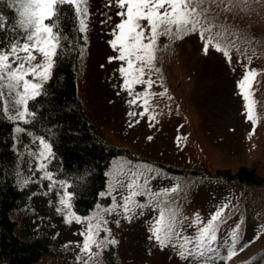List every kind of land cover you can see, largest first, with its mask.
Returning <instances> with one entry per match:
<instances>
[{
  "label": "rangeland",
  "instance_id": "obj_1",
  "mask_svg": "<svg viewBox=\"0 0 264 264\" xmlns=\"http://www.w3.org/2000/svg\"><path fill=\"white\" fill-rule=\"evenodd\" d=\"M252 1L247 0V7L241 3L235 14L221 13L216 19V24L234 33L227 37L235 42L230 45L231 63L214 49L205 55L197 34L177 41L160 38L156 59L159 71L152 73L155 84L150 89L148 113L155 119L150 121L147 116L129 117V112L143 109L129 105L131 97L121 89L123 82L118 71L121 64L115 60L109 62V58L116 55L109 44L114 24L104 21L111 15L118 22L115 15L118 9L106 7L108 0H88L90 15L87 31L83 33L85 45L77 72L78 95L100 138L126 148L133 157L119 156L112 160L106 174V189L100 194L104 199L108 197V202L79 216L82 223H65V210L57 211L61 208L59 200L64 189L56 182L49 190L50 182L41 179L44 172L37 170L38 141L25 133L17 134L14 126L19 184L37 180L42 190L30 198L25 209L14 213L15 229L24 239L47 234L54 250V254L41 255L34 264H77L84 221L97 213L109 222L110 234L106 238L117 241L111 246L119 264H241L239 261L257 247L264 231V205L242 200L238 186L218 185V182L188 176L179 178L164 170L170 165L235 171L238 166L246 165L264 176V0L255 7ZM0 13L8 19L15 15L6 4H0ZM245 66L259 72L258 83L253 85L258 118L254 130L245 118L244 101L237 88ZM144 90V85L134 88V92ZM136 120L139 123H135ZM132 172L137 173V191L142 195L134 198L128 218L122 208L107 214L104 210L113 203H123L122 197L128 190L122 189L121 184L134 178ZM172 188L176 191L164 194ZM165 206L175 212V227L181 237L193 240L187 246L193 251L199 228L220 208H224V212L216 228L223 220L237 219L236 225H245L248 234L228 252L236 251L231 259L227 254L221 262L219 254L215 253H209L210 259L182 258L177 248L171 245L162 248L151 235L159 209ZM236 212H239L237 217L233 215ZM197 217L200 224L195 223ZM174 240L182 242L180 238L174 237Z\"/></svg>",
  "mask_w": 264,
  "mask_h": 264
},
{
  "label": "snow or ice",
  "instance_id": "obj_2",
  "mask_svg": "<svg viewBox=\"0 0 264 264\" xmlns=\"http://www.w3.org/2000/svg\"><path fill=\"white\" fill-rule=\"evenodd\" d=\"M241 3L247 7V0H108L106 7L118 9L115 15L119 18L117 22L109 15L104 21H113L114 24L111 32L113 38L109 44L116 55L110 57L109 62L115 60L121 64L118 69L123 82L121 89L131 97L129 105L143 109L140 112H129V117L147 116L150 121L155 119L148 115L149 97L152 95L150 89L155 84L152 73L159 71L156 59L161 37L177 41L197 34L203 42L201 51L205 55L214 49L231 63L230 45L235 42L227 40V37L234 33L227 27L216 24V19L221 13L235 14ZM0 4H6L15 13L11 19L0 13V120H7L15 125H28L35 116L31 102L45 94L44 86L52 79L65 46L63 42L66 37L61 32L62 18L70 12L78 21L79 32L85 33L90 15L88 0H0ZM214 9L218 11L214 12ZM258 75L256 69L245 66L244 73L237 82L238 94L244 101V115L251 122L253 130L258 120L253 99V85L258 83ZM137 85H144L145 90L134 92ZM159 95L163 96L165 93ZM135 123H139V120ZM14 130L17 134L27 131L22 126H16ZM36 155L37 170L44 172L41 179L50 182L48 187L51 191L56 181L51 172L45 171L44 161H48L54 154L52 146L43 138L39 140V152ZM131 177L134 178L121 184L122 189L126 187L128 190V194L122 197L123 203H113L111 208L104 210L107 214L111 215L117 208H122L125 218H128L134 198L142 195L137 191V173L132 172ZM59 184L64 191L59 200L61 208L57 211L65 210V223H82L81 218L71 211L72 196L67 191L69 185L65 181H60ZM175 191L172 188L164 194ZM223 212L224 208L218 209L199 228L198 235L194 238L195 251L187 247L193 240L187 236L181 237L175 227V212L167 206L159 209L151 227V235L162 248L169 245L177 248L182 258L195 259L198 256L210 259L209 253L216 251L212 247L216 240V223ZM84 223L85 231L80 233L82 242L77 253V264H102L101 257L106 246L117 243L115 239L106 238L110 234L109 222L97 213ZM195 223H201L199 217ZM101 233L105 236L102 237ZM174 237L180 238L182 242L177 243ZM235 255L234 250L228 254V258Z\"/></svg>",
  "mask_w": 264,
  "mask_h": 264
},
{
  "label": "trees",
  "instance_id": "obj_3",
  "mask_svg": "<svg viewBox=\"0 0 264 264\" xmlns=\"http://www.w3.org/2000/svg\"><path fill=\"white\" fill-rule=\"evenodd\" d=\"M260 3V0H253L251 4L255 7ZM61 23V32L66 37L65 46L52 79L44 86L45 94L31 102L34 118L28 125L0 120V264H34L41 255L54 254L47 234L24 239L15 229L14 213L25 209L30 198L42 190L37 180L19 184V153L15 148L14 126L26 128L25 134L30 139L39 143L43 138L52 146L54 155L44 161L45 170L52 173L56 182L65 181L69 185L67 191L72 196L71 211L76 216L86 215L98 204L109 201L108 197L104 199L100 194L106 189V174L112 160L119 156L133 157L126 148L101 139L95 125L88 119L77 88L84 34L79 32L78 21L70 12ZM164 170L179 178L188 176L190 179L218 182V185L238 186L242 200L264 205V176L253 167L240 165L235 171L229 168L206 171L197 167L166 165ZM238 214L233 213L235 217ZM236 223L237 219L223 220L216 228V240L212 247L221 262L248 234L245 225L241 227ZM102 260L103 264H119L111 245L103 252ZM239 262L264 264V231L260 234L257 247Z\"/></svg>",
  "mask_w": 264,
  "mask_h": 264
}]
</instances>
